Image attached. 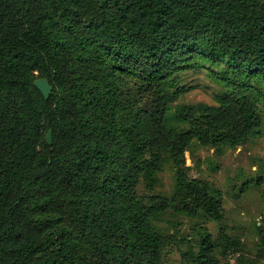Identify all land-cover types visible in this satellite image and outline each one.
<instances>
[{
  "label": "trees",
  "instance_id": "trees-1",
  "mask_svg": "<svg viewBox=\"0 0 264 264\" xmlns=\"http://www.w3.org/2000/svg\"><path fill=\"white\" fill-rule=\"evenodd\" d=\"M199 70L215 103L174 105ZM260 104L264 0H0V264H164L172 246L222 264L238 240L185 153L259 136ZM171 214L216 235L168 233Z\"/></svg>",
  "mask_w": 264,
  "mask_h": 264
},
{
  "label": "rangeland",
  "instance_id": "rangeland-1",
  "mask_svg": "<svg viewBox=\"0 0 264 264\" xmlns=\"http://www.w3.org/2000/svg\"><path fill=\"white\" fill-rule=\"evenodd\" d=\"M181 85L189 86L174 105L214 104V94L220 89L207 70L189 71L181 77ZM262 126L260 135L250 138L242 146L233 148H207L192 145L185 153V169L192 178L207 181L218 193L223 205V224L238 240L239 251L231 254L222 264H264V105L260 104ZM260 179L257 183L256 180ZM173 184V168L169 163L159 174L155 192L169 194ZM139 191H145L144 184ZM200 225L213 236L217 224L211 220L182 215H167L161 224L168 233L178 237H192ZM256 225H261L259 235ZM175 246L168 252L164 264H184Z\"/></svg>",
  "mask_w": 264,
  "mask_h": 264
},
{
  "label": "water",
  "instance_id": "water-1",
  "mask_svg": "<svg viewBox=\"0 0 264 264\" xmlns=\"http://www.w3.org/2000/svg\"><path fill=\"white\" fill-rule=\"evenodd\" d=\"M33 85L40 91L45 99H48L51 91L52 86L45 78H37L34 80ZM46 141L48 144H51V131H49L46 135Z\"/></svg>",
  "mask_w": 264,
  "mask_h": 264
}]
</instances>
